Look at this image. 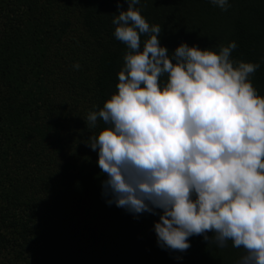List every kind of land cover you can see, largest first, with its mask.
Returning a JSON list of instances; mask_svg holds the SVG:
<instances>
[{"label":"trees","instance_id":"16d2710c","mask_svg":"<svg viewBox=\"0 0 264 264\" xmlns=\"http://www.w3.org/2000/svg\"><path fill=\"white\" fill-rule=\"evenodd\" d=\"M118 4L127 10L126 0H0V264H237L244 251L231 241L218 248L193 236L184 253L161 249L159 214L134 217L102 195L105 176L86 142L106 125L86 118L117 92L127 52L114 37ZM229 5L136 8L162 28L169 53L235 42L233 61L260 64L250 80L264 98V0Z\"/></svg>","mask_w":264,"mask_h":264},{"label":"clouds","instance_id":"9594fccd","mask_svg":"<svg viewBox=\"0 0 264 264\" xmlns=\"http://www.w3.org/2000/svg\"><path fill=\"white\" fill-rule=\"evenodd\" d=\"M140 2L117 5L114 37L127 48L117 92L86 118L87 127L106 125L86 142L105 176L102 195L134 217L159 214L163 250L184 253L203 236L243 249L237 264H264V98L250 80L260 64L233 61L235 42L218 53L186 43L169 53Z\"/></svg>","mask_w":264,"mask_h":264},{"label":"rangeland","instance_id":"374dc122","mask_svg":"<svg viewBox=\"0 0 264 264\" xmlns=\"http://www.w3.org/2000/svg\"><path fill=\"white\" fill-rule=\"evenodd\" d=\"M69 102H71V100Z\"/></svg>","mask_w":264,"mask_h":264}]
</instances>
